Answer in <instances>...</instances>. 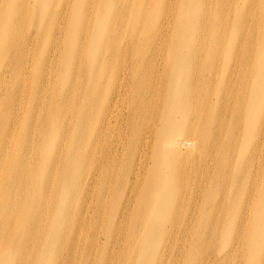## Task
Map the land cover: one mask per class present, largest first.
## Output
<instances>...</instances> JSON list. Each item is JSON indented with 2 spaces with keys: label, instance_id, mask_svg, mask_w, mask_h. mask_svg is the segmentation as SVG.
<instances>
[{
  "label": "bare ground",
  "instance_id": "obj_1",
  "mask_svg": "<svg viewBox=\"0 0 264 264\" xmlns=\"http://www.w3.org/2000/svg\"><path fill=\"white\" fill-rule=\"evenodd\" d=\"M250 142L264 0H0V264H79L92 212L109 251L81 264H264Z\"/></svg>",
  "mask_w": 264,
  "mask_h": 264
},
{
  "label": "rangeland",
  "instance_id": "obj_2",
  "mask_svg": "<svg viewBox=\"0 0 264 264\" xmlns=\"http://www.w3.org/2000/svg\"><path fill=\"white\" fill-rule=\"evenodd\" d=\"M2 1L4 2L6 12L11 14L14 11V8L19 3L23 6H35L41 0H2ZM29 25L30 24H28V27H30ZM43 41L46 42L45 39ZM258 113L260 114L261 111H259ZM237 129H238V132L241 134L244 132V127L242 124H239ZM253 144L254 142H250L249 144H246L244 146L241 156L237 155L238 147H234L233 151L231 152V164H228V165L232 167L234 164H236L237 167H239V165L241 167L244 163H246L243 168L242 174L246 175L250 173L249 176H251L253 180L260 182L261 181L260 172L258 171V173H256V171H257L258 164H261L260 168L263 166L264 146H262L260 149V146L257 144L256 146L257 149H256L254 148ZM232 174H234V172ZM236 189H237L236 184L233 181H229L228 191L231 194L232 198L234 199L233 204L236 203L238 207L249 206L251 204L250 198L248 197L240 198L236 196L235 194ZM229 209H231V206L229 207ZM89 217H90V229H88V226H87L85 230L83 231V234L87 235V238L89 240L93 239L94 245L92 249H87V246L90 241L88 240L86 242L83 241V248L82 247L79 248V251H78L79 264H81L82 256L85 257L86 255H89L90 257H94L97 253L101 252L103 249L108 250L105 244V233H103V229H102L103 223L106 224L104 215H100L99 213L96 214L92 212L89 214ZM239 219H241V217H239ZM88 220L89 218H87V221ZM92 223L94 226H92ZM225 226H222L220 228L221 232ZM226 239H227V234H223V232H222V235H216V237L213 239V242L211 241V244L209 245V247L205 249L202 252V254H205L206 256L212 255L217 250V248L221 247V245L224 243ZM262 243L264 244V237L262 238ZM238 249L239 247L236 250L238 251ZM237 251H235V254ZM114 260L112 261V264H114ZM228 264H239V255H233L228 260Z\"/></svg>",
  "mask_w": 264,
  "mask_h": 264
}]
</instances>
